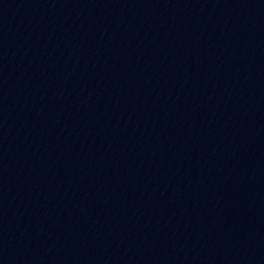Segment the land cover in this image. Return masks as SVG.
Segmentation results:
<instances>
[{
  "label": "water",
  "instance_id": "obj_1",
  "mask_svg": "<svg viewBox=\"0 0 264 264\" xmlns=\"http://www.w3.org/2000/svg\"><path fill=\"white\" fill-rule=\"evenodd\" d=\"M0 264H264V0H0Z\"/></svg>",
  "mask_w": 264,
  "mask_h": 264
}]
</instances>
